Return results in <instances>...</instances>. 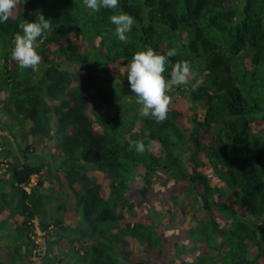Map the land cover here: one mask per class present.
I'll return each mask as SVG.
<instances>
[{
  "label": "trees",
  "instance_id": "obj_1",
  "mask_svg": "<svg viewBox=\"0 0 264 264\" xmlns=\"http://www.w3.org/2000/svg\"><path fill=\"white\" fill-rule=\"evenodd\" d=\"M121 12L134 18L125 41L114 35L110 21ZM40 14L52 30L38 38L40 64L22 68L11 57L14 38L20 24L35 22ZM0 41V103L20 121L19 133L31 138L17 142L19 158L0 143V168L7 164L0 204L9 202L10 216L20 217L15 234L30 239L33 221L47 213L53 195L43 188V175L58 183L65 179L71 189L65 198L72 199L66 205L84 225L70 239L78 240L83 264H148L127 249L126 238L148 244L149 250L152 240H165L167 232L154 231L140 219L121 225L148 201L155 174L162 170L170 176L164 186L173 181L187 183L192 192L202 189L204 220L187 236L194 249L202 241L205 248L223 252V264H264V131L253 128L264 115V0H119L117 9L99 11L88 9L84 0H16L9 20L0 24ZM52 44L58 48L52 50ZM148 48L161 54L174 48L172 64L189 62L195 75L191 101L205 111L202 121L193 113L194 129H206L209 143L193 133L192 144L187 142L188 129L176 109L157 121L134 107L141 105L128 102L127 72L113 74L110 66L121 61L127 68L135 53ZM170 72L171 66L166 78ZM105 110H116L117 116ZM3 131L14 135L0 123ZM36 141L50 143L55 158L33 162ZM138 141L144 143L143 152L136 150ZM33 176L39 177L37 185L27 191L24 186ZM135 182L143 184L137 204L126 195ZM214 211L224 216L225 225L214 221ZM166 215L171 219L173 214L168 210ZM57 218L58 230L49 228L55 235L66 230ZM119 225L126 231L122 236L111 232ZM48 226L42 218L41 231L47 233ZM8 230L2 224L0 238ZM20 246L13 241L10 250ZM51 252L50 246L45 253ZM204 259L199 256L191 264H207ZM3 260L0 264H9Z\"/></svg>",
  "mask_w": 264,
  "mask_h": 264
},
{
  "label": "rangeland",
  "instance_id": "obj_2",
  "mask_svg": "<svg viewBox=\"0 0 264 264\" xmlns=\"http://www.w3.org/2000/svg\"><path fill=\"white\" fill-rule=\"evenodd\" d=\"M50 48L52 50H56L58 45L52 44ZM3 50L4 46L0 41V60ZM12 61L13 60L10 59L8 63L12 64ZM247 65L249 68H252V64L249 60H247ZM126 69V66L121 61L110 66L111 73L116 75H118V73L121 75L125 74L127 72ZM2 71L3 66L0 65V73ZM194 82L195 75L190 73L187 78V83L178 86L174 85L172 87V89L168 92L171 97L168 110L176 109L181 113L180 117L184 124L183 127L188 129L185 132L187 134V142L192 144V142H190V136L193 133L196 134L204 143H209L212 138L206 129L202 127L200 130L194 129V127H198V124L193 121V113L197 112L200 115V119H198V121H202L205 114L202 107L192 103L191 101L190 91L193 88ZM127 99L130 104L136 102V96L131 90H127ZM134 107L138 109V112H141L140 106L136 105ZM105 112L110 115L117 116L116 110H105ZM0 120L2 125L6 123L11 127L12 132H14V135L5 131L3 132L6 134L3 135V132H0V143L4 149L7 146L14 149L12 152L13 157L19 158L20 153L16 150L17 142L30 143L31 138L26 137L24 133H19V127H21L20 121L15 118L13 113H10V108L5 103H0ZM254 122V130L264 131V115L257 117ZM95 126L98 125L95 124ZM5 138L8 139V142ZM2 146L0 145V149H2ZM34 148L36 150L33 153V155H35V158L32 159L33 162H38L41 159L46 160L55 158L52 145L50 143L45 144L43 141H36ZM157 153L158 145H154L153 154L156 155ZM20 160L22 159L20 158ZM2 167L0 168V190L5 191L1 187V181L7 180V176L5 175L7 167ZM169 177L170 176L162 170L157 172L154 177V184L149 192L148 201L143 205L136 206L134 210L135 215L128 216L127 222H124L121 225L124 227L126 223L140 219L143 223L151 225V228L154 231L159 232L160 230V232H167L165 240H152V245L150 246L151 249L147 250L146 247L148 244H145V247L144 244H139L134 238H126L129 242L127 249L131 253H134L135 257L144 260L148 264H191L197 261L199 256H204V260L207 264H223L221 259L223 255L222 251L207 249L202 241L198 242L197 246H195H199L200 249H194L193 241L187 239L188 231L191 228H194L198 222L199 224H202L201 221L204 220L202 209L200 210L199 208V193L202 191L201 187H196V190L192 192L187 183H173V181H170L167 186H164L163 182L165 180H170ZM38 178V176L32 177L30 184L26 187L27 190H30L37 185ZM96 178L98 179L99 176L96 175ZM42 179L44 180L43 188L47 190V192L51 193L50 195H53V199L49 198L50 201H48V203H50L46 209V215H50L46 216L43 214L40 218L34 220V225L32 226L30 233V239L26 238L24 233L19 235L18 232L15 234L12 231L14 229H20V225L16 224L15 221L18 222L21 220L20 217H15V219H13L12 216H10L12 204H9V202L4 205L0 204V228L2 224H6L9 227V230L5 233V237L3 239L0 238V257H3L6 260L3 261L9 264H83L82 256L84 252L79 249L78 240H76L75 243L70 241V239L72 237L74 238L76 234L79 236L80 228L83 229L84 227L83 224H79V217L75 214L73 208H68L66 205L67 202H72V199L70 198L71 196L69 199L65 198L66 193H71V189L68 183L65 182V179L61 183H58L57 181L54 182L51 178L45 175H43ZM102 179L105 180L103 175ZM213 182L217 184L219 183V180L213 179ZM103 184L109 185V181L105 180ZM142 186V182H135L132 184L126 194L130 202L137 204L140 201L141 197L139 195V189ZM73 187L77 190L79 189V184L76 183ZM7 191L9 190L7 189ZM11 194L12 190L9 191L8 197H10ZM44 195L47 198L48 193L44 192ZM174 202H177V205L176 207L174 206L173 209ZM60 206L63 208L59 209ZM168 210H170L173 214L171 219L167 218L166 212ZM212 213L215 215L213 219L217 224H226L225 218L221 213L216 211ZM50 216H53L52 219ZM57 217H60L62 227L66 230H60L61 232L59 231V234L55 235L56 232L52 233L50 229L53 231L58 230L56 222H54L55 218L58 219ZM42 218L48 221L49 226L47 233H44L43 230L40 231V220ZM121 226L119 225L118 227H113L111 232L119 233V236L124 235L126 231ZM13 241L18 242L21 245L20 249L18 247L16 249L12 248V251L10 250ZM22 242H26V244H22ZM50 246L52 250L51 254L48 255L50 257L43 252L41 255H37L34 252L40 251V249L46 251ZM20 255L22 256L23 263L19 262V260H21ZM212 258L214 260H211ZM260 261H263V259H260Z\"/></svg>",
  "mask_w": 264,
  "mask_h": 264
},
{
  "label": "clouds",
  "instance_id": "obj_3",
  "mask_svg": "<svg viewBox=\"0 0 264 264\" xmlns=\"http://www.w3.org/2000/svg\"><path fill=\"white\" fill-rule=\"evenodd\" d=\"M84 3L88 9L99 11L100 8L117 9L119 0H84ZM15 7L16 0H0V24L9 20ZM110 21L115 25L114 35L120 41H125L126 33L132 31L134 18L121 12L113 14ZM19 28L21 31L15 35L11 57L22 68H35L41 62V56L36 50L38 38L51 32L50 20L40 14L38 20L36 19L35 22L25 21L19 25ZM176 55L174 48L168 49L165 54L148 48L135 53L127 65V81L132 93L136 96V103L141 105L143 116L155 117L157 121L165 120L171 101V97L167 93L174 85L187 83L191 72L190 64L188 61L172 64L170 58ZM169 66H171L170 78H166L165 72ZM135 146L137 151H144L142 141L136 142ZM27 186H24L25 190H27Z\"/></svg>",
  "mask_w": 264,
  "mask_h": 264
},
{
  "label": "built area",
  "instance_id": "obj_4",
  "mask_svg": "<svg viewBox=\"0 0 264 264\" xmlns=\"http://www.w3.org/2000/svg\"><path fill=\"white\" fill-rule=\"evenodd\" d=\"M2 166L7 167V164H5V162H3L2 165H1V167H2ZM2 168H3V167H2ZM34 252H35V254H37V255H41L42 252L45 253V251H44V250H41V249H40V251H34ZM35 256H36V255H35Z\"/></svg>",
  "mask_w": 264,
  "mask_h": 264
},
{
  "label": "crops",
  "instance_id": "obj_5",
  "mask_svg": "<svg viewBox=\"0 0 264 264\" xmlns=\"http://www.w3.org/2000/svg\"><path fill=\"white\" fill-rule=\"evenodd\" d=\"M2 134L5 135L6 133L3 132Z\"/></svg>",
  "mask_w": 264,
  "mask_h": 264
}]
</instances>
